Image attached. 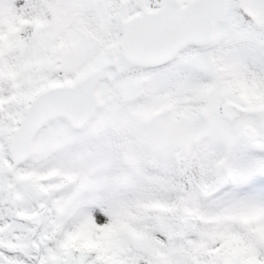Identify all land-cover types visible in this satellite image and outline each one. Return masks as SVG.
<instances>
[{
	"label": "snow or ice",
	"instance_id": "6c2138e0",
	"mask_svg": "<svg viewBox=\"0 0 264 264\" xmlns=\"http://www.w3.org/2000/svg\"><path fill=\"white\" fill-rule=\"evenodd\" d=\"M0 264H264V0H0Z\"/></svg>",
	"mask_w": 264,
	"mask_h": 264
}]
</instances>
